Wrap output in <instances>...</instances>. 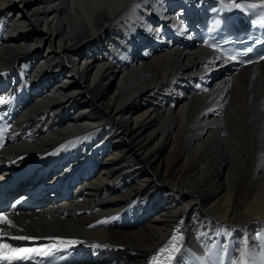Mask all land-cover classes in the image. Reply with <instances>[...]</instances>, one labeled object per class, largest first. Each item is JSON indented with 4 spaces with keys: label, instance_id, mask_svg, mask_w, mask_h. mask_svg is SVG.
Instances as JSON below:
<instances>
[{
    "label": "bare ground",
    "instance_id": "6f19581e",
    "mask_svg": "<svg viewBox=\"0 0 264 264\" xmlns=\"http://www.w3.org/2000/svg\"><path fill=\"white\" fill-rule=\"evenodd\" d=\"M205 1L0 0V97L17 137L1 166L50 168L45 192L79 177L11 232L87 243L74 264H145L181 219V264L213 244L238 259L245 242L260 264L264 60L238 69L189 43Z\"/></svg>",
    "mask_w": 264,
    "mask_h": 264
},
{
    "label": "snow or ice",
    "instance_id": "6c2138e0",
    "mask_svg": "<svg viewBox=\"0 0 264 264\" xmlns=\"http://www.w3.org/2000/svg\"><path fill=\"white\" fill-rule=\"evenodd\" d=\"M221 3H223V0H221ZM225 7L229 8L231 10L232 8L241 9L243 10H249V9H258V11L255 13L256 15H259V19L256 21V24L259 25L261 28H264V0H260L259 4L256 3H237L236 0H232L231 5H225ZM206 44H208L207 41H205ZM209 47H214L211 44H208ZM217 51H219V48H216ZM252 49L249 48L248 52H251ZM227 55V54H225ZM229 59H235L234 56H229ZM261 59H264V56H261ZM0 103H6V101L0 100ZM209 111H213L210 109ZM3 131H7V128H5ZM0 225H7L8 227H15V224L12 223L11 220H9L5 213L0 212ZM177 232H180V229L176 230ZM0 235H7L6 232L3 231V229H0ZM12 239L17 240H32L35 239L34 237H27V236H13ZM52 239V238H48ZM184 241V236L181 235H173L168 242V245L166 247H162L158 250L157 255H154L152 257V260L154 264H173L175 261L176 264H181V261L183 259L182 257V248L181 244ZM81 243L80 241H74V240H58L56 243H51L48 245H43L39 247H12L8 244H0V264H13L14 261L18 262H24V261H32V258L34 256H38L40 258H46L53 256L55 252L60 251L62 249L66 250L69 246L75 245ZM93 247H99V245H94ZM222 250L227 253L228 249L227 246H220L213 244V248H221ZM213 248H209L208 255L206 257L197 256L195 257L196 261H200L201 264H225V259L227 260V264H248V245L247 242H245V246L243 250L239 252L238 259H235L231 256H227L225 258H221L219 254L213 253ZM183 251H187V249H184ZM161 253H167L166 260L163 262H160L158 260V256ZM179 257V259H178ZM36 264H40L39 261L36 262ZM254 264V262H253ZM260 264H264V258L261 259Z\"/></svg>",
    "mask_w": 264,
    "mask_h": 264
}]
</instances>
